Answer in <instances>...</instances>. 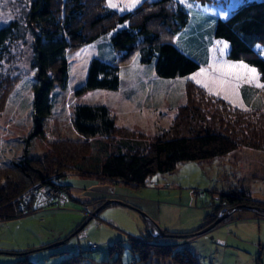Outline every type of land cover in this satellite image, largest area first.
<instances>
[{
  "label": "rangeland",
  "instance_id": "1",
  "mask_svg": "<svg viewBox=\"0 0 264 264\" xmlns=\"http://www.w3.org/2000/svg\"><path fill=\"white\" fill-rule=\"evenodd\" d=\"M240 1L104 0L105 8L119 20L94 41L66 51V81L50 89V110L39 128L32 114V37L27 34L10 43L0 61L2 79L14 82L0 90V186L5 182L4 167L24 155L39 156L53 140L88 142L89 157L99 145L110 150L121 140L147 146L153 135L168 127L176 107L185 101V80L243 110L248 108L238 95L243 84L256 88L264 99L256 67L246 68L239 61L231 66L225 53L227 42L212 36L215 19L227 15ZM29 6L30 0H0V25L24 16ZM143 21L154 35L152 41L173 43L199 67L188 76L165 78L155 74L153 61L140 63L137 50L145 42L128 35V29ZM91 57L117 66L116 89L74 93L84 82ZM96 103L106 105L118 129L132 130L137 137L78 134L71 123L73 106ZM61 183L68 187L60 206H53L60 197L52 190L47 196L42 193L38 203L36 183L27 213L0 218V264H13L21 256L35 264H58L72 254L80 255L79 264H175L171 257L158 256L155 244H167L174 251L187 248L199 264H264V203L218 202L220 192L239 189L264 201V150L240 146L222 156L183 160L169 171L150 174L137 186L73 170H66ZM139 237L147 241L145 246L140 244L146 251L142 260L130 248V240Z\"/></svg>",
  "mask_w": 264,
  "mask_h": 264
},
{
  "label": "trees",
  "instance_id": "2",
  "mask_svg": "<svg viewBox=\"0 0 264 264\" xmlns=\"http://www.w3.org/2000/svg\"><path fill=\"white\" fill-rule=\"evenodd\" d=\"M103 1L30 0L24 16L14 17L0 25V61L9 52L10 43L25 38L27 34L32 37L33 59L30 65L35 71L32 83L35 128L40 127L49 113L50 89L54 84L62 87L66 81V51L94 41L113 29L119 20L118 16L114 17L113 10L105 8ZM144 24L145 21L128 29V35L134 39L142 37L145 42L137 50L140 63L153 61L155 74L165 78L186 76L199 67V62L173 43L152 41L154 35ZM212 36L227 42V58L256 67L264 85V0H242L234 5L227 15L215 19ZM2 78L0 73V90L3 86L8 89L12 83L14 85L12 80L5 82ZM118 83L115 64L91 57L84 82L74 93L91 88L114 90ZM183 92L185 101L176 107L168 127L153 135L145 147L133 145L128 139L137 137L133 136L132 130L116 127L106 105L75 104L71 123L78 134L111 137L118 133L128 140H121L110 150L99 145L91 152V157L88 142L53 140L46 152L39 156L24 155L7 165L1 173L5 182L0 186V218L27 213L33 200L31 189L36 183L51 184L66 194L64 189L68 185L61 183L66 170L137 186L144 184L150 174L169 171L183 160L222 156L240 146L264 150V99L258 94L255 99L251 97L257 90L247 95V91L241 88L243 98L249 102L246 110L230 106L188 80L184 81ZM219 195L218 202L222 199L229 203H264L263 200L252 199L242 189L236 193L220 192ZM27 199L26 209L24 204ZM212 216L209 214L207 218L211 220ZM146 242L142 237L130 240L131 251L139 260L146 257L143 248ZM155 246L158 256L171 257L175 264H199L187 248L174 251L167 244ZM80 258L79 254H72L58 264H79ZM13 264L35 263L21 256Z\"/></svg>",
  "mask_w": 264,
  "mask_h": 264
},
{
  "label": "built area",
  "instance_id": "3",
  "mask_svg": "<svg viewBox=\"0 0 264 264\" xmlns=\"http://www.w3.org/2000/svg\"><path fill=\"white\" fill-rule=\"evenodd\" d=\"M35 188H36V193H37V200H36L37 202L40 201V198L42 197V193H45L44 195H46L48 192H50V190H52L54 194L55 193H59L58 197H60L59 199H57V197L54 199L56 202L53 204V206H56V207L60 206L61 204H63L64 200L66 199V197L64 196L65 194L61 191V189H59L58 187L55 188V186H53L51 184H48V183H38L35 186ZM43 188H45V189H43ZM59 200L62 201V203ZM222 205H223V203H222ZM146 220L148 221V219H146Z\"/></svg>",
  "mask_w": 264,
  "mask_h": 264
},
{
  "label": "crops",
  "instance_id": "4",
  "mask_svg": "<svg viewBox=\"0 0 264 264\" xmlns=\"http://www.w3.org/2000/svg\"><path fill=\"white\" fill-rule=\"evenodd\" d=\"M227 51H225V53H226ZM224 53V54H225ZM240 62V65H243L244 67H248L247 66V64L246 63H244L243 61H241V60H233V59H229L228 60V62H230L232 65L231 66H233L234 64H235V66H238L239 64H236V63H239ZM207 63V62H206ZM205 63V64H206ZM250 66V65H249ZM233 68V67H232ZM259 73V72H258ZM188 75H191V74H188ZM188 75H186V76H188ZM260 75V74H259ZM261 78V77H260ZM212 81V80H211ZM131 88V87H130ZM130 88H128L126 91H129V89ZM241 88L244 90V91H247V92H245V94H247L248 95V92H254L256 89L254 88V87H251V86H249V85H245V84H243L241 87H240V89H239V87H238V95H239V99H240V101H242L243 103H245V104H247L248 105V101H245V99L243 98V95H242V92H241ZM255 93V92H254ZM252 94L251 95V97L253 98V99H255V97L256 96H258L257 94L258 93H255V94Z\"/></svg>",
  "mask_w": 264,
  "mask_h": 264
},
{
  "label": "water",
  "instance_id": "5",
  "mask_svg": "<svg viewBox=\"0 0 264 264\" xmlns=\"http://www.w3.org/2000/svg\"><path fill=\"white\" fill-rule=\"evenodd\" d=\"M107 201H108V202H113V203H118V204L125 205L122 201L117 200V199H108ZM144 216H145V215H144ZM145 218L148 219V220H150L147 216H145ZM150 221H151V220H150ZM215 221H217V220H215ZM151 223L154 225V227L156 228L157 232L161 234L162 232H161V230L157 227V225L154 224L152 221H151ZM213 224H214V223L209 224L207 227L202 228V229L199 230L198 232H203V231H205L207 228H209V227H210L211 225H213ZM80 227H81V226H79L78 229H79ZM78 229H77V230H78Z\"/></svg>",
  "mask_w": 264,
  "mask_h": 264
}]
</instances>
